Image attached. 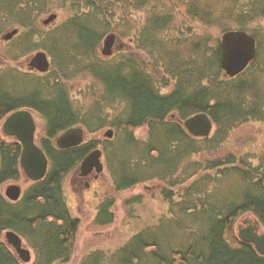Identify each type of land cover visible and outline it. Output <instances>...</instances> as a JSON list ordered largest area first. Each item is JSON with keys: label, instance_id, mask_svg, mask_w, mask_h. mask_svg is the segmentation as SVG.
<instances>
[{"label": "trees", "instance_id": "trees-1", "mask_svg": "<svg viewBox=\"0 0 264 264\" xmlns=\"http://www.w3.org/2000/svg\"><path fill=\"white\" fill-rule=\"evenodd\" d=\"M66 2L0 0V40L14 25L27 31L0 43V56L17 63L24 55L45 50L52 60L43 75L18 64L0 69V125L18 109L38 114L44 120L39 143L49 158L43 179L31 182L20 200L7 199L3 187L22 178V145L0 131V264H26L5 242L7 230L34 249L35 259L28 264L71 259L80 219L67 204L64 182L97 147L109 162L116 192L156 179L171 180L162 190L171 217L135 234L111 259L95 251L81 264H264V255L241 242L235 228L246 214L264 227V157H257L259 164L249 153L193 159L222 149L240 125L264 121L261 29L248 27L255 22L264 29V0H71L73 12L64 24L54 30L40 25L39 14L51 12L55 4L63 8ZM182 5L185 17L205 28L203 32L193 31L186 21L179 26L177 10ZM143 8L146 21L132 39L137 53L109 63L99 54L104 36L115 29L125 37L136 25L134 12ZM217 25L222 33L244 29L257 39L256 58L234 78L221 68L220 36L207 32ZM37 35L42 37L37 40ZM81 74L92 75L100 87L95 103L87 107L68 88ZM199 112H207L215 122L210 137L192 136L181 122ZM77 125L89 135L108 126L115 137L57 148L54 139ZM144 126L148 137L140 141L136 130ZM125 202L132 208L141 196ZM114 204L112 196L101 202L96 226L115 221ZM164 224L181 231V239L167 240Z\"/></svg>", "mask_w": 264, "mask_h": 264}, {"label": "rangeland", "instance_id": "rangeland-1", "mask_svg": "<svg viewBox=\"0 0 264 264\" xmlns=\"http://www.w3.org/2000/svg\"><path fill=\"white\" fill-rule=\"evenodd\" d=\"M66 1V4L62 6L63 8H59V6L55 4V8H53L54 10H52L51 12L39 14L41 16V18L38 19L40 25L45 27L47 30H54L58 26L64 24L67 21V18L73 12V10H71L72 7L70 6L71 0ZM184 10H186V5L181 6V11L177 10L178 18H176V22L179 24V26H181V23H184L186 21L187 23L192 25L193 31L197 30V33L203 32L205 28L202 29L198 23L192 22L190 19L186 18ZM53 13L57 14V18L52 23L44 25L43 21ZM134 16L136 17V25L131 30V32L127 33L125 37L122 36L117 30V32L115 31L118 35V40L115 44L114 54L111 57H104L102 55L101 45L99 54L101 57L106 58L109 63L119 62L124 57L123 54H132V52L134 54L137 53L135 49V42H132V39H136L138 27L146 21V9L143 8L135 11ZM262 24H264V22ZM14 26L16 27V25ZM14 26H12L11 29L14 28ZM231 26L235 28L236 24H231ZM248 27L252 30L255 29V27H260L259 29H261V31L259 32V38L262 43L264 54V29H262V25L259 26L257 23L251 22L248 24ZM221 28L222 27H220V25H217L214 26L213 29L208 28L207 32L208 34H212L213 37L216 38L217 36H221ZM25 29H20L21 34H25L27 32ZM40 37H42V35H37V40H39ZM0 43L1 45H5V43L7 44V42L4 40H0ZM36 52L37 51H34L33 53L22 56L17 63L11 62L8 60V58L6 59L0 56V69L6 67L7 65L17 64L19 67H24L23 69H25L27 67L24 66V64H26V60ZM48 56L50 57L49 53ZM262 61H264V56L260 60V62ZM68 88L70 89V94L77 100L84 99L83 104L85 105V107L93 104L96 101L98 91H100V87L97 81L90 74H81L76 78H73L68 82ZM170 89L171 87L169 86L165 88V91H170ZM94 91L96 93H92ZM83 94L85 95L84 98ZM35 116L39 127V130L37 132V136L39 137L41 128L44 126V120L36 113ZM109 129L112 128L108 126L104 127L97 133L89 135L88 140L93 138H106L104 134ZM135 135L136 138L140 141L147 138V127L144 126L138 128ZM114 137L115 135L113 134V138ZM120 147H122L121 142L118 143V149H121ZM228 152L234 154L249 153V155L256 157L255 164H259L260 160L257 157H264V121L253 120L240 125L230 133L227 143L224 144V147L222 149L214 153H202L199 155V157H194L193 159L204 161V158L216 157ZM103 162L104 171L100 173L97 178L92 177L80 182L71 174L65 181L66 201L72 214L80 219V227L77 242L71 259L66 263L59 262L57 264H81L90 253L95 251H101L105 253L106 259L109 260L114 256L115 252L125 246L135 234L141 231H145L151 226L157 225L162 218L169 217L171 215L169 204H167V202L164 200L162 192V190L167 185V187L171 186V180H168L167 183V181L165 180L159 181L158 179H156L138 184L127 190L116 192L114 190L113 177L109 169V162L107 158H105V156H103ZM184 166L185 164L182 163L179 168L180 170H177L178 174L179 171H183ZM178 174H174V178ZM86 182L87 184H85ZM10 183L21 184L24 190H26V188L31 184V182L27 181L25 178L21 179L18 182ZM5 187L3 191H5ZM230 188L227 190V192L231 190ZM134 195L141 196V202L135 204L134 206H132V208L131 205L129 206L127 204L126 206L125 201L129 197ZM111 196L115 198V204L112 208L115 214V221L105 227L96 226L94 220L97 215L99 205L105 198ZM128 208H131L133 211H129L130 209L128 210ZM129 214H132V216H129ZM243 217L245 218L246 215H244ZM251 217L253 219L255 218L252 215ZM239 222L241 223L242 220H240ZM162 229L167 240H169V238L181 239L182 237L181 233L176 231L174 227H171L168 224H164ZM24 245L31 250L32 260H34L35 251L26 239H24Z\"/></svg>", "mask_w": 264, "mask_h": 264}, {"label": "water", "instance_id": "water-1", "mask_svg": "<svg viewBox=\"0 0 264 264\" xmlns=\"http://www.w3.org/2000/svg\"><path fill=\"white\" fill-rule=\"evenodd\" d=\"M56 18L57 14L53 13L44 20V24H49ZM17 32L18 28L8 32L3 36L4 40L12 39ZM115 40L114 34L105 38L101 49L103 55L111 56L114 53ZM221 50V68L226 75L235 77L242 73L256 57V38L245 30L226 31L221 36ZM28 66L31 70L48 72L51 61L45 51H37L28 58ZM182 122L188 132L195 137H209L214 127V121L207 112L196 113ZM1 131L7 137L18 140L22 144L20 167L23 177L27 181L43 179L48 171L49 159L38 143V126L33 112L26 108L13 112L3 121ZM105 136L112 138L113 131L108 130L105 132ZM85 137L86 131L82 126L71 127L55 139V145L61 149L72 148L81 145ZM102 155L103 151L100 148L92 150L80 165L81 174L89 175L94 170L98 174L101 173L104 169ZM5 192L10 200L17 201L22 196V185L9 184ZM237 230L242 241L252 244L260 255H264V227L257 218L253 219L250 216L243 218L242 222L238 223ZM4 237L22 262L32 261L31 250L24 245L21 235L13 230H7Z\"/></svg>", "mask_w": 264, "mask_h": 264}, {"label": "bare ground", "instance_id": "bare-ground-1", "mask_svg": "<svg viewBox=\"0 0 264 264\" xmlns=\"http://www.w3.org/2000/svg\"><path fill=\"white\" fill-rule=\"evenodd\" d=\"M15 28H12V29H9L7 32H6V34L8 33V32H10V31H13ZM116 30L115 29H113L112 31H110V32H108L105 36H104V39H103V41L105 40V38L108 36V35H110V34H114L115 35V37H116V40H115V43L117 42V40H118V35H117V31L115 32ZM18 33H20V29H18V32H17V34ZM17 34L16 35H14V36H17ZM14 38V37H13ZM12 38V39H13ZM11 40V39H10ZM10 40H7V42L8 41H10ZM221 56H220V59L222 58V50H221V54H220ZM256 58V57H255ZM36 72L38 73V74H41V75H43V74H45V72H41V71H39V70H37L36 69ZM70 72H72L71 70H70ZM52 79H57V78H52ZM49 85H47V86H45V87H48ZM9 95H12L14 92H13V90L12 89H10L9 90ZM92 93H94V92H92ZM95 103V102H94ZM93 103V104H94ZM18 110H20V109H18ZM34 114V116H35V113H33ZM35 119H36V116H35ZM187 119V118H186ZM37 120V119H36ZM215 127H216V125H215V122H214V127H213V129H212V132H211V135L215 132ZM110 130V129H109ZM90 153V152H89ZM88 153V154H89ZM87 154V155H88ZM86 155V156H87ZM84 159H82L81 160V163H82V161H83ZM80 163V164H81ZM47 173H48V171H47ZM73 173V171L69 174V175H71ZM47 175V174H46ZM68 175V176H69ZM68 176L66 177V179L68 178ZM66 179H65V181H66ZM64 192H65V182H64ZM243 218V216H241L240 218H239V221L241 220ZM239 221H237V223H236V225H235V228H236V230L238 229V223H239ZM148 233V232H147ZM180 233H181V231H180ZM148 236L150 235L149 233L147 234ZM146 235V236H147ZM237 235H238V233H237ZM149 238H151V237H149ZM238 238H239V236H238ZM240 239V238H239ZM241 240V239H240ZM241 242H243V243H247V242H244V241H242L241 240ZM250 244V243H249Z\"/></svg>", "mask_w": 264, "mask_h": 264}, {"label": "flooded vegetation", "instance_id": "flooded-vegetation-1", "mask_svg": "<svg viewBox=\"0 0 264 264\" xmlns=\"http://www.w3.org/2000/svg\"><path fill=\"white\" fill-rule=\"evenodd\" d=\"M72 175L74 178L78 179V181H80V182L85 181V180L92 178V177L97 178L99 176V174H97L96 171H93L89 175H82L81 171L79 169L73 171ZM85 184H87V182Z\"/></svg>", "mask_w": 264, "mask_h": 264}]
</instances>
